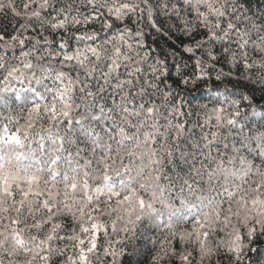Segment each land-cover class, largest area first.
Returning a JSON list of instances; mask_svg holds the SVG:
<instances>
[{
	"label": "snow or ice",
	"instance_id": "6c2138e0",
	"mask_svg": "<svg viewBox=\"0 0 264 264\" xmlns=\"http://www.w3.org/2000/svg\"><path fill=\"white\" fill-rule=\"evenodd\" d=\"M0 264H264V0H0Z\"/></svg>",
	"mask_w": 264,
	"mask_h": 264
},
{
	"label": "trees",
	"instance_id": "16d2710c",
	"mask_svg": "<svg viewBox=\"0 0 264 264\" xmlns=\"http://www.w3.org/2000/svg\"><path fill=\"white\" fill-rule=\"evenodd\" d=\"M255 3L256 0H253ZM163 43V41H161ZM250 85H247V82L243 80L242 78H238L236 76H233L231 79H223L221 81H216L215 79L208 80L206 83L201 82L198 85L197 89L190 90L186 96V101H191V104L195 107L202 103H207L208 99L211 96H215L218 93L215 91L216 89H220L221 93H231L232 95L229 96V99H239L240 95L243 93L245 95L250 94L248 92V88H250ZM257 98L260 96V92L257 91L255 93ZM195 97V99H193ZM257 104L261 103L259 99L256 101ZM187 110V104L185 105ZM195 120V117L192 118ZM249 255H253L251 252Z\"/></svg>",
	"mask_w": 264,
	"mask_h": 264
}]
</instances>
